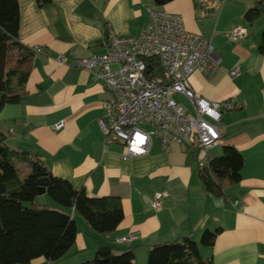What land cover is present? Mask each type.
<instances>
[{
    "label": "crops",
    "instance_id": "1",
    "mask_svg": "<svg viewBox=\"0 0 264 264\" xmlns=\"http://www.w3.org/2000/svg\"><path fill=\"white\" fill-rule=\"evenodd\" d=\"M209 1L214 4L198 8L195 0H172L160 8L181 14L186 28L212 40L222 58L212 77L200 71L191 75L194 92L213 100L237 99L224 113L223 138L212 149L219 156L225 145H233L245 162L241 181L225 180L222 195L206 189L197 156L185 145L173 143L166 151L156 136L148 153L123 159L124 145L106 144L99 123L104 102L116 92L73 65L76 58L106 52L109 29L120 36L139 34L150 21L149 0H51L43 6L19 0L20 42L45 51L34 54L20 101L0 111L7 144L42 159L53 175L91 196H119L125 215L109 236L75 215V244L56 263L79 264L94 258L100 245L113 244L133 250L136 263L146 264L157 243L185 236L199 242L205 230L221 228L213 246H200L203 258L214 264H264V11L253 23L244 18L262 0ZM240 25L249 35L228 42L225 32ZM234 67L240 73L231 76ZM59 122L64 126L56 129ZM157 193L163 194L160 209L151 204ZM131 232L138 239L117 241ZM56 263L39 257L30 264Z\"/></svg>",
    "mask_w": 264,
    "mask_h": 264
},
{
    "label": "trees",
    "instance_id": "2",
    "mask_svg": "<svg viewBox=\"0 0 264 264\" xmlns=\"http://www.w3.org/2000/svg\"><path fill=\"white\" fill-rule=\"evenodd\" d=\"M149 1L160 8L172 0ZM37 2L43 6L51 0ZM259 3L245 12L247 22L253 23L261 15L264 0ZM195 4L201 8L203 2L195 0ZM19 30V0H0V111L20 101L36 53L20 42ZM260 51L264 53V33ZM21 162L29 168L24 175L18 169ZM244 162L235 146L225 145L221 155L209 160V169H200L206 189L222 195L225 180L241 181ZM45 177L49 180L46 193L53 202L38 203V180ZM77 214L108 236L125 217L119 196H91L85 188H75L68 179L53 175L42 159L10 148L0 129V264H30L39 257L51 263L61 260L75 244ZM221 230H205L201 243L189 236L157 243L150 249L146 264H214L212 258L202 257L200 246H213ZM79 264L137 263L133 250L106 244L98 247L94 258Z\"/></svg>",
    "mask_w": 264,
    "mask_h": 264
},
{
    "label": "built area",
    "instance_id": "3",
    "mask_svg": "<svg viewBox=\"0 0 264 264\" xmlns=\"http://www.w3.org/2000/svg\"><path fill=\"white\" fill-rule=\"evenodd\" d=\"M149 13L150 21L139 34L120 36L109 29L107 51L76 58L73 65L91 72L116 92V98L104 102L105 116L99 117V123L106 144L124 145L123 159L148 153L157 136L164 150L169 151L173 143L185 145L196 154L200 168L209 169L211 149L223 138V115L235 108L237 99L198 96L191 75L200 71L212 77L222 58L212 40L186 28L181 14L154 6ZM249 33L247 26L240 25L226 31L225 37L235 43ZM33 50L45 51L42 46ZM239 73V67L230 70L231 76ZM176 95L183 96L187 105ZM63 126L59 122L55 128ZM162 198L163 194L157 193L152 207L160 209ZM138 237L137 232H131L117 241L130 242Z\"/></svg>",
    "mask_w": 264,
    "mask_h": 264
},
{
    "label": "rangeland",
    "instance_id": "4",
    "mask_svg": "<svg viewBox=\"0 0 264 264\" xmlns=\"http://www.w3.org/2000/svg\"><path fill=\"white\" fill-rule=\"evenodd\" d=\"M176 98L179 101L186 102V101H184V99L181 98L180 95H176ZM9 145L13 146L11 143H9ZM216 154H217V148L212 149L209 160L212 159L215 156H218ZM18 169H19L20 174L24 175L29 169L28 168V164L27 163H23V162L18 163ZM37 201H38V203H51V202H53L51 196L48 193H44V194L39 195ZM199 243H201V240L199 241ZM59 264H61V263H59ZM62 264H72V263H62Z\"/></svg>",
    "mask_w": 264,
    "mask_h": 264
},
{
    "label": "water",
    "instance_id": "5",
    "mask_svg": "<svg viewBox=\"0 0 264 264\" xmlns=\"http://www.w3.org/2000/svg\"><path fill=\"white\" fill-rule=\"evenodd\" d=\"M261 4V3H260ZM260 10L261 11H264V4L263 5H261V7H260ZM204 153H202V155H203ZM38 190H39V193L40 194H44V193H46L47 192V187L49 186V180H48V178H40L39 180H38Z\"/></svg>",
    "mask_w": 264,
    "mask_h": 264
}]
</instances>
